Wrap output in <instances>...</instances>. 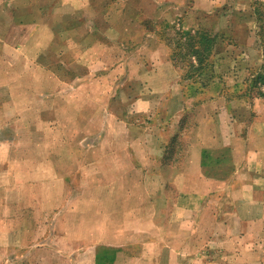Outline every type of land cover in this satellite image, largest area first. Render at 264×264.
<instances>
[{
	"label": "crops",
	"instance_id": "1",
	"mask_svg": "<svg viewBox=\"0 0 264 264\" xmlns=\"http://www.w3.org/2000/svg\"><path fill=\"white\" fill-rule=\"evenodd\" d=\"M258 2L264 8V0H0V122L12 135L0 143V264H29L33 251L43 264V220L55 213L52 249L76 250L74 236H83L92 264H264ZM171 30L214 39L198 77L184 79ZM47 48L54 58L70 53L69 66L46 63ZM28 106L33 114L15 108ZM65 130L72 147L53 142ZM76 170L79 199L69 191ZM62 184L72 195L60 194ZM65 203L71 211L60 210Z\"/></svg>",
	"mask_w": 264,
	"mask_h": 264
},
{
	"label": "rangeland",
	"instance_id": "2",
	"mask_svg": "<svg viewBox=\"0 0 264 264\" xmlns=\"http://www.w3.org/2000/svg\"><path fill=\"white\" fill-rule=\"evenodd\" d=\"M259 4V2L256 4V6H258V8H259V10H260V13H261V15H262V19L264 20V8H263V6L261 5L262 4V2H261V4H260V6L258 5ZM2 11H3V9H2ZM2 12H0V18H1V16H2V14H1ZM44 21V20H43ZM43 30V29H42ZM172 31V30H171ZM37 32V31H36ZM42 32V31H41ZM173 33H171V36H169V38H170V40H173V39H175L176 37H177V39L179 38V36H177V33H174V31H172ZM1 34H3V33H1ZM180 34H183L182 32H180ZM12 40V39H11ZM185 39H183V41H184ZM173 42V41H172ZM0 45L2 46L3 45V43L2 42H0ZM60 46L61 45H66V44H59ZM58 44H54V46H52V47H54V50H55V48L58 46V47H60ZM66 47H67V45H66ZM177 47V46H176ZM176 47H175V51H176ZM68 49V48H67ZM49 48H47L46 49V55H47V57L45 58V60H46V63H49V64H51L52 66H56L57 64H59V65H62V66H69V64L67 63L68 62V59L70 58V53H66V52H63V50H59L58 51V54L61 56V57H58V58H54V55L53 56H51V55H48L50 52H49ZM182 50V49H181ZM185 50V49H184ZM60 52V53H59ZM180 53V52H179ZM179 53H178V51L175 53L174 52V60H175V62L178 64V66H180V67H182L184 70H186V68H184V67H186V66H188V64H189V59H185V57L183 56L184 54H183V50H182V54L181 55H179ZM61 69L62 68H64V67H60ZM72 75H65L64 77H66V78H70ZM61 77V76H60ZM190 89V88H189ZM15 93H18V92H10V98H13V94H15ZM33 91H28L27 92V100H29V102H32L33 100ZM56 96H58V95H56ZM51 98H52V96H51ZM16 109H18V110H20V112L22 113V111H24V113H22V114H27V113H29V114H33L34 112H35V108L33 107V106H28L27 108H23V107H15ZM44 109V114H46L47 115V117H51V112L52 111H54V109L55 108H52L50 105L49 106H46V107H44L43 108ZM59 109V111H58V117L59 118H63L62 116H61V109L60 108H58ZM75 113H77V111L75 110ZM5 114V113H4ZM6 114H8V113H6ZM187 122H189V124H188V126H187V130L186 131H188V132H190L191 131V129L193 128V124H194V118H193V115H192V113H189L188 115H187ZM11 123H1L0 122V143L3 141V139H4V137L5 138H9V137H12V135H11V132H9L8 130H6V127H8L9 125H10ZM13 124V130H12V132L14 133V134H18V128H17V123L16 122H13L12 123ZM32 123H28V129L30 128V127H32ZM62 125H65V124H62ZM61 124H59L58 122L55 124V126L57 127V126H62ZM49 134L50 133H48V136H49ZM65 135H67V131L65 130L63 133H62V137L63 138H60V135H59V133H58V136H55V137H53V142H59L60 144H63L62 146H71L72 147V145H70L69 144V140H67L64 136ZM96 138V140H97V142H99L98 141V138L97 137H95ZM49 138H48V141H46V142H49ZM78 140V138H74V142H76ZM30 141H32V140H28L27 141V143L25 142V141H23L22 142V146L21 147H30V145H32V144H30ZM93 142H94V144L95 145H98V143L95 141V139H93ZM185 142L186 141H184V146L182 145V147L184 148H186V144H185ZM105 143L106 144H108L109 143V140H106L105 141ZM14 146H18L17 145V143L14 145ZM73 148H76V146H73ZM71 149V148H70ZM65 156L66 155H64V156H62V158H65ZM67 157V156H66ZM76 159L77 160H79V161H81V159H82V155H77L76 156ZM63 163H65L66 164V162H63ZM75 165H76V169L78 168V165H77V162L75 163ZM81 173L83 174V172H81V171H79V170H76L75 171V175H71V178H72V185H70L69 186V191L71 192V193H75V198L76 197H78V199H79V197L82 195V193H83V185H82V183L80 182L81 181V179L83 178V175H81ZM75 177H76V179H75ZM63 185V186H62ZM61 186V188L62 189H59L60 190V194L61 195H63L65 198L67 197V194H71V193H68V190H67V188H68V186H66V185H64V184H62ZM167 194H168V196L170 197V198H172V199H174V196L177 194V192L176 191H174V189H167ZM72 195V194H71ZM53 198V197H52ZM57 204H59V203H57ZM78 204H75V207L77 206ZM51 208H49V210H54L55 211V209H52V208H54V206H55V204H53V202H51ZM58 206H60V210L62 209V211H64V210H67V209H69L70 210V206H69V208L67 207L68 205H67V203H65L63 206H62V208H61V205H58ZM74 208V207H73ZM57 210H59V209H56V212H58ZM71 211V210H70ZM79 211H81V208H79ZM56 214V213H55ZM55 214H53V215H48V216H46L45 215V217H44V220H43V227H42V238H43V241L45 240L46 242H47V244H46V246H43L44 248H43V251H42V260H43V264H52V261H53V264H66L65 263V261L67 260V262H68V260H70V259H72L73 257H76L77 259L75 260V261H73V263L72 264H92V259L90 260V259H84V257H83V248H82V244H86L85 242H82V237L83 236H74V238H75V242H77L78 243V246H76L77 248H76V250H68L67 248H66V246L64 245V248L62 249V250H57V249H52V247H51V230H53V228H54V226H55V224H56V221H57V219H56V216H55ZM55 218V219H54ZM75 222H77V220H75ZM55 223V224H54ZM51 226L53 227V228H51ZM33 237V236H32ZM72 237V236H71ZM31 240H33V238L31 239ZM45 242V243H46ZM32 244H34V242L32 243ZM31 244V245H32ZM84 250H85V248H84ZM29 251V250H28ZM32 254L33 255H28V257L29 258H32V259H28V262H29V264H35L34 262H35V255H34V251L32 252ZM89 254V253H88ZM91 254H89V256H90ZM84 262H86V263H84Z\"/></svg>",
	"mask_w": 264,
	"mask_h": 264
},
{
	"label": "trees",
	"instance_id": "3",
	"mask_svg": "<svg viewBox=\"0 0 264 264\" xmlns=\"http://www.w3.org/2000/svg\"><path fill=\"white\" fill-rule=\"evenodd\" d=\"M179 37L180 39L176 42L177 47L174 52L176 53L178 51V53L180 52L179 55H181L183 50V56L185 59H189V71L184 75V79H194L198 77L201 71H205L208 68L214 39L210 34L201 32H198L195 35L184 33ZM183 39L185 40L183 41ZM193 59L197 61V67H194V64L192 63ZM259 82L264 83V76H260L256 79V83Z\"/></svg>",
	"mask_w": 264,
	"mask_h": 264
}]
</instances>
